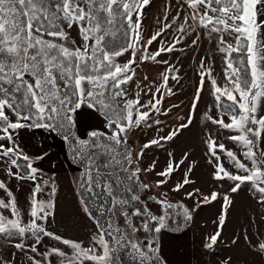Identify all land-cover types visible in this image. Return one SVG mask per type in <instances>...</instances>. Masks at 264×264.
Masks as SVG:
<instances>
[{
  "label": "snow or ice",
  "instance_id": "6c2138e0",
  "mask_svg": "<svg viewBox=\"0 0 264 264\" xmlns=\"http://www.w3.org/2000/svg\"><path fill=\"white\" fill-rule=\"evenodd\" d=\"M151 4L152 0H0V170L6 177L0 179L5 194L0 198V264H168L159 234L181 230L179 224H170L180 214L173 210L182 208L185 222L192 220V212L162 192L160 197H148L160 206L157 215L142 194L169 185L189 157L185 153L177 161L169 152L160 171L156 161L142 167V159L146 149L163 148L193 123L206 83L217 111L216 117L205 114L217 126V133L204 141L212 179L221 187L231 181V193L248 185L264 207V0H177L175 15L169 19L172 8L166 5L157 30L145 39L142 23ZM74 30L79 43L72 37ZM202 36L209 44L215 41L223 54L224 83L201 59L186 122L134 151L130 134L161 123L152 116L169 114L171 108L162 109L165 98L175 95L169 80L180 79L179 69L159 58L183 51L178 45L188 39L191 47L199 46ZM154 42L160 46L151 52ZM146 61L166 66L160 73L162 82L154 91L136 83L139 91L129 98L137 68ZM142 94L150 99L142 102ZM85 109L98 115L103 130H86L81 137L77 129ZM31 129L59 136L70 150L79 171L74 180L78 207L96 228L87 246L52 229L58 207L56 181L45 179L43 170L34 166L44 156L33 159L17 142L20 130ZM219 135L235 145L239 155ZM194 166L189 165L171 192L180 193L195 183L190 178ZM145 173L155 174L153 184L141 178ZM13 179L33 185L26 209L19 207L9 186ZM186 196L209 205L222 199L219 227L223 228L232 205L228 194H205L196 188ZM260 221L264 223V216ZM251 225L256 231L245 230L243 239L251 251L264 257V230L254 220ZM220 239L218 230L203 247L213 251ZM238 242L239 237L231 241ZM231 261L229 256L221 264Z\"/></svg>",
  "mask_w": 264,
  "mask_h": 264
},
{
  "label": "rangeland",
  "instance_id": "374dc122",
  "mask_svg": "<svg viewBox=\"0 0 264 264\" xmlns=\"http://www.w3.org/2000/svg\"><path fill=\"white\" fill-rule=\"evenodd\" d=\"M168 4L172 8L169 15V19H171V16L176 13L177 0H152L142 23L145 39L150 38L157 30L158 21L162 20L164 8ZM72 37L79 43L77 31H72ZM171 39L172 34L170 33L167 40L171 41ZM190 45L191 39H188L178 45V49H183V51L178 50L172 54H164L159 58L166 59L170 64L175 65L179 69L180 79L179 82L169 80V87L175 95L166 97L162 105V109L171 108L169 114L167 116L156 114L155 120L158 119L161 123L159 125L153 124L150 128L141 126L140 129L134 130L130 134L134 151L139 150L149 140L158 138L160 135H166L169 130L175 129L181 123L186 122L200 79L199 62L201 59H205L206 64L210 63L212 65L213 76L219 83H224L225 64L223 63V54L216 50L215 41L209 44L207 39L202 36L199 46L191 47ZM159 46L158 42H154L150 47V51L155 52ZM126 59L127 57H124L120 61L124 62ZM165 67L163 64H156L151 61L140 63L137 68V75L134 78L135 82L131 83L128 88L129 98H134L135 93L139 91L136 88V83H139L140 87L144 89L152 87L154 91L155 86L162 82L160 73L165 70ZM145 77H147L146 80ZM149 99V95L142 94V102H147ZM172 105H177V107L172 108ZM206 113L213 117L217 116L214 98L210 94L207 83L194 113L193 123L187 129H183L182 134L178 135L173 141L164 144L163 148L153 146L146 149L142 159V167L146 168L153 161H156V171H160L166 167L169 152L173 153L177 161L185 153H188L189 157L181 169L174 174V178L169 185L150 189L155 197H160L162 192H168V199L174 203H182L191 210L193 217L188 223L184 220L182 223H177L183 217V209L173 210L175 213L180 214L175 215L170 224L173 227L179 224L181 230H164L159 234L161 254L168 264H221V261L229 256L232 257L231 264H264V257L251 251L243 239L245 230L250 233L256 231L255 225L250 226V222L253 220L261 230H264V223L260 221L261 216H264V207L257 203L248 185L242 186L236 193H231L230 188L233 186L231 181H224L221 187L219 183L212 179L213 168L207 163V158L204 155L206 152L204 141L208 134L217 133V126L212 125L210 121L205 119ZM225 119L227 120V117ZM93 129L103 130L100 118L93 111L85 109L79 117L78 134L84 137L86 130L91 131ZM158 129H162V131H158ZM227 134L225 132L223 135ZM223 135H219L218 139L239 155V149L230 141L224 140ZM17 142L23 152L30 154L33 159L44 156V159L37 160L34 166L43 170L45 179L52 177L56 181L58 207L56 222L52 225V229L65 238L83 241L87 246L96 228L93 222L78 207L74 180L79 176V171L69 158L66 143L59 136L50 134L43 129L20 130ZM193 163L195 166L194 171L190 173V178L195 183L186 186L185 190L180 193L171 192L169 189L182 179L189 165ZM225 166L235 171L227 161H225ZM141 178L149 184H153L157 179L154 173H145ZM0 179H6L2 170H0ZM9 186L18 199L19 207L26 209L33 185L30 182L24 183L13 179L10 181ZM196 188H199L205 194L211 191H220L222 194L226 193L230 196L232 205L227 211L226 223L223 228L219 227V216L223 212V200L219 199L209 205L200 204L199 197L195 199L187 198L186 192L193 191ZM148 191L142 194L143 199L155 214H161L160 206L148 200V197L153 196L149 195ZM3 197H5V194L0 190V198ZM43 198H47L46 193ZM5 215H8V213L5 212ZM218 230L221 231V239L218 245L213 251L205 249L203 244L206 239ZM141 235L143 234L141 233ZM236 237H239V242L237 245H232L231 241ZM48 244L49 241L46 239L45 246ZM65 250L70 251L69 249ZM11 251L9 250V254ZM54 264H56L55 261Z\"/></svg>",
  "mask_w": 264,
  "mask_h": 264
},
{
  "label": "trees",
  "instance_id": "16d2710c",
  "mask_svg": "<svg viewBox=\"0 0 264 264\" xmlns=\"http://www.w3.org/2000/svg\"><path fill=\"white\" fill-rule=\"evenodd\" d=\"M120 62H121V61H120ZM95 114H96V113H95ZM96 115H97V114H96ZM155 119H156V114H154V115L152 116V120L154 121ZM150 122H151V121H150ZM129 142H130V144H131V146H132V148H133V144H132V142H131V141H129ZM166 143H168V142H166ZM166 143H164V144H166ZM66 147H67V152H68L69 158L71 159V153H70V150H69L67 144H66ZM133 150H134V148H133ZM26 154L29 155L30 157H32L30 154H28V153H26ZM32 158H33V157H32ZM148 194L154 196V194L151 193L150 190L148 191ZM183 220H184V218L182 217L177 223H182V222H184ZM188 222H189V221H187V223H188Z\"/></svg>",
  "mask_w": 264,
  "mask_h": 264
},
{
  "label": "crops",
  "instance_id": "0c3cea01",
  "mask_svg": "<svg viewBox=\"0 0 264 264\" xmlns=\"http://www.w3.org/2000/svg\"><path fill=\"white\" fill-rule=\"evenodd\" d=\"M90 111H92V110H90Z\"/></svg>",
  "mask_w": 264,
  "mask_h": 264
}]
</instances>
